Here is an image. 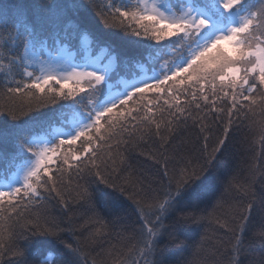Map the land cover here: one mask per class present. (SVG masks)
I'll return each mask as SVG.
<instances>
[{"label":"trees","instance_id":"obj_1","mask_svg":"<svg viewBox=\"0 0 264 264\" xmlns=\"http://www.w3.org/2000/svg\"><path fill=\"white\" fill-rule=\"evenodd\" d=\"M141 1L130 0L132 4L138 3L142 7ZM165 1L176 13H181L187 4H191L193 8H205L216 23L225 25L230 18L229 13L222 12L220 0ZM59 2L62 0H0L2 4L23 5L27 15L33 19L46 14V9L42 11L38 5ZM112 2L93 0V3L101 6ZM115 2L119 7L122 0ZM123 2L127 3L128 0ZM262 2L264 0H242L239 6L234 7V11L246 16ZM9 15L8 27L11 28L16 13L12 10ZM90 19L100 39L92 33L81 32L77 39L71 41L56 42L49 39L47 49L48 52H59L61 49L73 52L80 64L86 63L89 50L93 56H98L100 51H107L116 57L115 67L102 87L99 98L92 100L93 104L104 97L108 86L122 88L119 83H122L123 77L134 80L143 73L151 74L153 69L161 68L162 62L171 63L176 59L178 63L179 60H186L187 51L183 56L179 55L193 39L189 34L179 41L182 34L177 33L164 42L149 40L147 36L138 40L131 36L130 29L124 32L105 28L95 13H91ZM128 23L130 26L134 24ZM147 26L152 25L148 23ZM254 36L256 39L264 38L259 31ZM197 39H200V34ZM5 41H8L7 32L0 35V55L7 56L11 44L9 42L8 47H5ZM4 67L6 69L7 61H4ZM216 83V91H219L218 81ZM211 91V85L205 84L204 94L209 95L210 99ZM179 99L181 106H185L184 97L181 95ZM197 102L203 106L202 100ZM139 105L142 103H130L129 108H139ZM186 107L193 112V119L180 125H176L168 114V106L159 104L155 109L158 115L140 112L133 122L137 125L133 134L120 131L117 127L110 134L112 138L107 141V151L104 153L107 163L104 174L106 178L110 177L109 183L92 184L91 201L81 200L77 185L84 182L75 180L72 170L67 169L64 183L67 185L65 202L68 207H64L58 199L50 198L43 208L30 206L28 212L31 214H26L24 219L16 217L11 209L4 212L0 217V264H36L38 258L43 260L49 252L53 253V258L67 253L64 244L73 242L74 247L79 248L81 264H132L133 258L143 264L141 256L134 251L139 242L136 230L143 218L140 208L152 210L156 203L153 197L169 182L179 180L183 171L203 166L219 134V126L213 125L215 131L207 149H204L203 137L208 133L201 132L202 125L195 120L196 116L203 117L204 113L194 106ZM216 107L226 108L227 105L217 102ZM68 110L69 105L62 98H58L55 104L37 108L27 96L9 99L0 91V128L19 134L14 136L12 142L0 144V170L15 168L28 156L19 146L21 136L34 145V139L43 131L60 124L59 120ZM219 118V114L217 117L209 114L204 124H211L213 119ZM153 120L161 125L159 135L153 134ZM234 120L228 146L213 162L208 173L187 194L196 192L210 178L215 180L214 191L195 209H188L195 219L184 223L177 221L178 212L186 210L183 198L177 197L179 203L176 211L164 218V227L159 231L154 252L145 257L148 264H228L231 259L237 260L238 264H264V236L261 235L264 229L258 227L262 219L260 213L264 210V93L259 90L254 93V103L240 114L239 119ZM169 128L173 129L171 133ZM105 135L109 133L102 136ZM49 138L56 143V136ZM75 152L79 155L78 149ZM103 198L113 202V206L106 209L102 204ZM249 202L253 204L252 217L250 225L241 234L237 225L241 223V213ZM34 217H40L41 234L30 235L22 231L21 226L25 220H34ZM53 223L58 225L53 229L57 236L43 234V229H51ZM233 230L243 241L238 253L232 250L236 243ZM139 247L143 245L139 244ZM53 258H49L48 264H53Z\"/></svg>","mask_w":264,"mask_h":264},{"label":"snow or ice","instance_id":"obj_2","mask_svg":"<svg viewBox=\"0 0 264 264\" xmlns=\"http://www.w3.org/2000/svg\"><path fill=\"white\" fill-rule=\"evenodd\" d=\"M241 3L242 0H220V6L225 11H231ZM37 7L42 11L46 9V14L33 19L27 15L23 5L0 3V35L7 32L8 41H5L4 46L8 47L9 42L11 44L9 55H0V69H4L0 71V91L9 99L27 96L37 108L55 104L58 98L70 100V106L78 113V118L74 121L75 131L68 135L67 140L60 139L51 148L34 151L32 143L26 137L19 138L21 150L31 154L30 163L26 167L20 186L12 187L8 191L0 190V217L11 209L16 217L24 219L26 214H31L28 212L30 206L43 208L50 198L58 199L64 207H68L65 202L67 185L64 183V173L67 169L72 170L71 174L75 180L84 182L77 185L80 188L81 200L91 201L92 184L109 183L110 177L106 178L104 174L107 167L104 153L107 151V141L112 138L110 134L117 127L120 131L133 134V129L137 126L133 122L137 120L140 112L154 116L159 104L168 106V114L176 125L193 119V112L186 106H194L196 110L203 112L204 116H196L195 120L202 125L200 131L208 133L203 137L204 149H207L215 131L213 125L219 126L215 146L205 158L204 165L198 169L183 171L179 180L175 183L169 182L167 187L153 197L156 203L152 210L140 208L143 218L139 229L136 230L139 242L134 251L141 256L143 264H148L143 257L154 252L159 231L164 227V218L177 209V197L183 198L186 209L178 212L177 221L184 223L195 219L188 209H195L214 191L215 180L210 178L196 192L187 194L188 190L208 173L213 167V162L228 146L233 134L234 118L239 119L240 114L254 103V93L258 90L264 93V38L256 39L254 36V33L259 31L264 37V2L251 14L243 16L238 25L203 43L197 37L209 27L210 20L203 15L193 14L191 8L181 13L169 14L155 4L151 8L147 5L141 7L138 3L132 4L130 0L127 3L122 0L119 7L116 6L115 0L103 6L93 3V0H62L59 3L41 4ZM12 10L16 15L12 27L9 28V13ZM91 13L99 17L105 28L124 32L130 29L131 36L138 40L147 36L149 40L161 41L165 37L180 33L182 35L179 36V41H183L184 35L191 34L193 39L179 55L183 56L187 51V59L179 63L176 59L171 63L165 62L160 72L130 84L119 96L93 104V97L98 96L106 84L108 68L103 65L65 63L59 53L53 55L47 49L49 39L56 42L71 41L77 39L81 32L92 33L100 39L90 19ZM130 21L135 23L130 26ZM148 23L152 26L148 27ZM44 53L47 58H44ZM4 61H7L6 69ZM17 76L19 79H16ZM217 81L219 91H216ZM69 82L75 87L65 90L64 85ZM84 84H87V88L83 87ZM205 84L211 85V99L209 95L204 94ZM179 85L184 88L181 89ZM149 94L158 99L151 100ZM181 95L184 97L185 106H181ZM201 100L203 106L197 102ZM140 101H144V105L129 108L130 103L138 105ZM217 102L227 107L217 108ZM209 114L213 117L219 114L220 118L213 119L211 124H204V119ZM160 129L161 125L155 123L153 134L159 135ZM102 130L109 135H100ZM172 130L169 128V133ZM16 135L19 134H14L7 128H0V144L12 142ZM77 141L80 142L79 155L72 151ZM102 204L106 209L113 206V202L105 198ZM252 210L253 204L249 202L241 213V223L237 225L241 234L250 225ZM260 215L262 219L258 227L264 229V210ZM39 220L40 217L25 220L21 226L22 231H27L30 235L41 234L39 230L42 226ZM56 227L58 225L53 223L51 229H43V234L57 236L53 230ZM261 235L264 236V231ZM233 238L236 243L232 250L238 253L243 241L235 230ZM74 243L64 244L67 253L53 258V253L49 252L43 260L38 258L36 264H48L49 258H53V264H81L79 248L74 247ZM139 244L143 247H139ZM129 255L131 257L132 254ZM132 264L139 262L133 258ZM228 264H238V261L231 259Z\"/></svg>","mask_w":264,"mask_h":264},{"label":"rangeland","instance_id":"obj_3","mask_svg":"<svg viewBox=\"0 0 264 264\" xmlns=\"http://www.w3.org/2000/svg\"><path fill=\"white\" fill-rule=\"evenodd\" d=\"M141 2H142V7L144 5H147V7L151 8L155 4L159 8H161V10L168 12L169 14L175 12L172 9V7H170L171 5H169L165 0H142ZM188 8H191L193 10V14L203 15L210 20L211 25H209V27L205 28L200 33L199 41L201 43H203L205 40L214 39L215 36L217 34H219L220 32H226L230 27L238 25L241 22V18L243 17L241 12H239L237 10L235 12L234 11L235 9L233 8L231 11H226L227 13L230 14V18L228 17V23H225V25H222V24L216 23L215 19L207 12V10L205 8H203V7L193 8L191 4H187V6L185 7L184 10H182V12ZM222 12L224 13L225 10H222ZM131 23H135V22H131ZM170 37H165V39H163L161 41L164 42L165 40H167V38H170ZM51 53L53 55H56L57 53H59L65 63H71V62L79 63L77 61L75 54L73 52L67 51L66 49H61L59 52H51ZM91 54H92L91 50L87 51L85 64L106 66L109 70V74L106 77V80H107L108 77L111 75L112 70L115 67L116 57L114 55H109L107 51H100L98 56H93ZM44 58H47V55L44 56ZM185 59H187V58H185ZM179 62H180V60L178 61V63ZM164 65H165V62H162L161 68ZM161 68L153 69V71H151V74L148 72L143 73V74H141V77H138L134 80H128L129 78L123 77L121 79L122 83H119L121 85L120 87L123 88V91L117 90L116 87L108 86L105 94L103 95V93H102V95L104 97H101L99 102L103 103L104 101H106L107 99H109L111 97L119 96L121 93H123L128 88V86L130 84H132L136 81L142 80V79H146L147 77H150V76L154 75L155 73L160 72ZM88 70H92V69H88ZM179 86L181 87V89L184 88V86H182V85H179ZM64 87H65V90H67V89L75 87V86L71 82H69L68 84L64 85ZM83 87L87 88V84H84ZM99 95L94 97L93 99L95 100V99L99 98ZM149 98L153 101L155 99H158L156 96H153L151 94H149ZM179 98H181V96ZM140 103H142V105H144V101H140ZM67 104L69 105L68 113L66 115H63L62 118L59 120L60 124L54 125L53 128H50L48 130L43 131L39 135V137H36V139H34V145H33L34 151H39L40 149L45 148V147L51 148L55 144H57L60 139L67 140L68 135L75 131L74 121L78 118V113H76L71 108L70 100L67 101ZM139 106H141V105H139ZM155 114L158 115V113H155ZM105 127L107 128V125H105ZM104 133H106V132L102 130V132L100 134L104 135ZM53 136H56V138H57V141L55 144L49 138V137H53ZM79 145H80V142L77 141L76 144L73 146L72 151L75 152L77 149H79ZM30 155L31 154L28 153V156L26 158H24L15 168H7V169L0 170V190L8 191L12 187L20 186V184L23 182V176H24V173L26 171V167H27L28 163H30V159H29ZM57 163H59V162H57ZM143 259H145V257H143Z\"/></svg>","mask_w":264,"mask_h":264}]
</instances>
